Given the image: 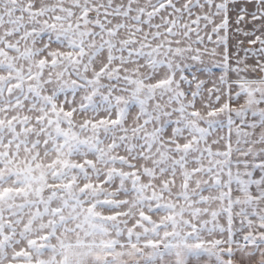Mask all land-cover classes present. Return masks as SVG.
<instances>
[{"label":"snow or ice","instance_id":"obj_1","mask_svg":"<svg viewBox=\"0 0 264 264\" xmlns=\"http://www.w3.org/2000/svg\"><path fill=\"white\" fill-rule=\"evenodd\" d=\"M0 264H264V0H0Z\"/></svg>","mask_w":264,"mask_h":264}]
</instances>
